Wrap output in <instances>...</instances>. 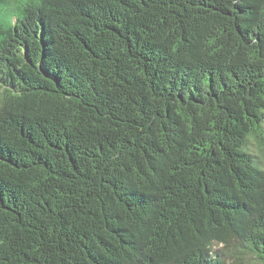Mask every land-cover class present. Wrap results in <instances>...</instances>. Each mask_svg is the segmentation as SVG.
<instances>
[{
  "label": "trees",
  "instance_id": "trees-1",
  "mask_svg": "<svg viewBox=\"0 0 264 264\" xmlns=\"http://www.w3.org/2000/svg\"><path fill=\"white\" fill-rule=\"evenodd\" d=\"M249 138L264 0H0V264L264 263Z\"/></svg>",
  "mask_w": 264,
  "mask_h": 264
},
{
  "label": "rangeland",
  "instance_id": "rangeland-1",
  "mask_svg": "<svg viewBox=\"0 0 264 264\" xmlns=\"http://www.w3.org/2000/svg\"><path fill=\"white\" fill-rule=\"evenodd\" d=\"M255 138H249V151L255 156L256 159H260L264 165V148H260ZM217 248V247H215ZM241 260L236 261V264H264L261 260L257 259L254 255L240 256Z\"/></svg>",
  "mask_w": 264,
  "mask_h": 264
}]
</instances>
